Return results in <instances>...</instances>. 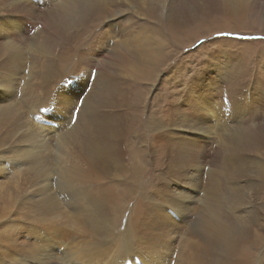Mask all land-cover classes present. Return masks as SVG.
<instances>
[{
    "label": "bare ground",
    "instance_id": "1",
    "mask_svg": "<svg viewBox=\"0 0 264 264\" xmlns=\"http://www.w3.org/2000/svg\"><path fill=\"white\" fill-rule=\"evenodd\" d=\"M213 1L212 12L213 10L224 11V16H227L228 19H232L231 24L233 22L237 28H247L245 25L249 23L251 25H256L257 22L259 23L258 25H262L259 20L261 18L255 16V19H252V14L250 15L251 18L246 14V11L248 10V0ZM156 2L161 4L162 1L46 0V3L50 4V7L45 10L50 23L49 32L47 35H37L38 43L35 47V51L39 53L38 62L42 68L39 73L36 74L31 62L21 65L22 71H26V73L29 74V78H27V82L24 85L22 97L17 103L9 101V103L1 106L0 115L7 114V118L2 119L3 121H7L8 118L9 121L11 119L16 120L21 116L28 115V113L33 118H38V123L35 125L33 123L34 128H38V132H34V129L32 130L27 124L25 126H28V129L26 128V134L24 135L26 137H19L18 139L19 143L17 146L19 144H26L27 148H13L9 150L10 152H13V155L15 153V159H18L21 156L28 161V155L31 154L32 160H29V163L36 164L26 172L30 177L22 178V182H29L33 179L38 181L47 180L45 184L46 188L41 193V196L38 195V199L43 202V205L49 213L56 212L58 205L61 204L58 202L54 195V191L51 189L57 186L59 192L63 196L64 206H66L71 212L77 211L76 214L78 215V219L88 227L86 233L88 236H91V238L85 239L83 233L82 235L79 234L82 237L81 240L68 241V235L61 229V227H64L62 226L64 219L60 221L54 220L53 218L48 224H44L41 227H37L31 222L19 226L18 221L16 220H3L0 226V229H2L0 234H3V236L0 235V264H143V260H146L143 259V255H138V247L135 245V239L138 234L136 235V232L133 230L132 223L131 225L125 224L122 228L116 230L113 223V220L127 209L128 201L137 199L133 196V194L137 192L133 179L129 178L130 190L124 185L119 187L118 183L98 186V183L101 184L104 181L101 177L91 175L88 172V167L86 172L89 174H85V169L81 168L72 167V169H68L67 166H70V164H62V160L65 159L62 154H59L58 156L59 165L57 164L52 172L51 170L50 172H47V167H45V169L41 168L40 170L41 162L38 161L39 157L42 158V160H45L46 152H44V150L49 151L50 156L52 147L49 149V146L47 145L48 140L45 137L46 134L44 135L45 131L48 132L49 128H46L44 123L41 122L43 120V113L36 110L43 111L50 107V90L54 83L57 82V76H53L54 73L67 74L79 71L78 73L80 76L81 74H87L88 79L90 80L92 68L102 67L115 74L130 77L136 84H139V81H142L144 78L153 81L156 75L155 72L162 61L163 53L167 52H162L163 47L168 46L165 45L168 41L166 42L164 38L163 42H157L159 35L162 34L161 28L167 30L171 36L170 40L175 42L176 45L181 44V41L178 38L175 39L176 30L179 29V22L176 19H178L179 16L174 17L175 15H163L164 11L161 15L159 10L161 11V8L164 7L160 6V8H158ZM202 2L204 3V1ZM37 3L38 1L36 0L30 4L20 7L18 6L17 10H23L24 8L35 10L34 4ZM250 3H252V1H250ZM182 8L183 7H180V9ZM128 10L135 15H133L135 17L134 21H132L133 19H129L130 15L129 17L126 16V11ZM138 12H143L144 17L141 16V19L138 18V15L136 16ZM123 14L126 18H124L125 16H122ZM223 14L221 15L223 16ZM193 21L194 24H192V27L195 25V22H197V26L200 25L196 30L194 29L195 34H198L199 30H205L207 32L205 35H208V32L212 29L220 28L219 30L221 31L229 29H224V27L229 24L227 19L219 21L217 24L210 27L205 25V21L200 17L199 20L193 19ZM103 25H105L106 28H103ZM182 25L183 23L180 25V29H182ZM78 26H81V28L76 36H74L73 43L75 44L70 46L68 55H64L65 49H62L59 54L49 57L43 64L41 57L47 58L46 55H48V48L45 46L46 44L44 41H47L48 43L51 36L56 35L65 47L69 41L66 31L78 29ZM136 27H139L138 31L136 30ZM230 30L234 31L235 29ZM191 31L192 30H190V32ZM139 33L144 36V44L143 41H138ZM87 37L88 41H85ZM200 37L201 36H198L196 39ZM134 38H136L137 41H135ZM194 41H192V44ZM21 42L22 37L15 35V37L10 38L4 43V48L0 49V52L5 54L0 61V70H6L8 65L14 67L12 61L18 60L21 56L19 48ZM154 42L159 45L160 49L158 52L153 51L149 47V45ZM57 47L58 49H61L60 43H57ZM71 76L73 77V74H71ZM3 77L4 85L6 86L9 83V80L6 75ZM224 77L225 76H223V78ZM35 78H39L40 80L34 84L33 87L31 86V81ZM77 80L78 78L76 77V81ZM222 83L224 85L220 87L219 94L216 95V97H218V101L216 100L217 110H215L214 107L212 109L218 119L217 126H215L216 124L214 125L215 132L208 130L206 127H201L199 130L189 131L183 139L184 142H188V145L185 147V149H188L201 143L199 141L203 139L199 134H205L206 132L209 137V140H207L209 150L204 153L202 152V148H196L193 151V156L188 160L192 165L195 163H201V172H203L204 164H207V159L209 158L208 161L211 160V167L205 168V176L208 181L206 183L207 186L203 188L204 192H202L204 198L202 200L198 198L201 211L197 209L196 204L198 202L191 205V207H194V210L195 208L197 210V215L195 217L193 216V218H196L197 225L192 228L191 232L194 231L202 240L201 243L195 244L197 245L196 248L200 247V251L196 252L194 258L199 261L197 264H250L249 262L254 263L257 256V250L264 243V224L262 223L261 218H259V214L261 215V212H264V113L261 112L260 114V111L257 112L255 110L253 113L250 112L251 114H248L245 117H238L236 122L233 121L232 123H229V125H226L227 123L222 116L223 112L224 114L226 112L225 108L229 107L232 109L233 107L231 111L234 112L235 107L239 108L243 101L245 104H251V106L258 102L260 107L264 109V82L261 83V81H257L256 90H251L248 85V87H245L246 84L241 82L235 84L233 82V77H225L222 80ZM90 85V91L84 96L85 100L83 97H80V100H82L83 103L80 106L76 123L72 124L68 118L67 123H70L72 126L67 128L61 127V130L58 129L59 131L55 133L57 135V137L56 135L54 136L56 137L55 147L57 148V151L70 149L72 134L74 135V140H76L78 137L88 133H102L103 128V133L110 131L114 134L122 129L117 127H110L107 129L103 126L102 121L96 114H99L101 108H122V106L113 107L109 105L122 104V102L126 100L124 97V93L126 92L125 88H121L118 84L99 85L96 78L91 80ZM40 87H42L41 92L36 89ZM77 88V92L80 91V87ZM248 88L251 90V93L248 92ZM32 91L34 93L31 95L30 93ZM77 92L73 94L69 93L70 95L75 96ZM199 93L196 92L187 103L192 110H187L186 112L189 114L200 115L203 119L205 117L204 115L207 114L212 107L208 109L210 104L208 105L202 97L203 95ZM57 96L58 95H56V97ZM170 96L171 95L168 97ZM166 97L167 96L164 97L163 94H158L157 98L154 96L150 101L151 105L148 106L150 113L148 114L147 119L149 118L153 130L154 126H159L162 125L163 122H168L171 111L179 112L180 109L183 110L182 106L179 107L183 101L177 102L179 105H176V108L171 109L169 107H164L163 105H166ZM41 98L43 99L39 102V99ZM51 98L53 102L57 104L55 106V109L57 110H68L69 108L72 110L73 105L77 103L68 101L67 98L60 96H58L57 100L56 98ZM194 98L197 99L196 103L194 102ZM7 99L8 98H5L4 101ZM136 100L144 102L135 107L137 114L142 115V113L145 112L144 107L146 106L144 94L141 96L140 92H138L136 94ZM18 104H20V106ZM152 107L155 109V112H151ZM49 113H51V110H49ZM229 113V111L226 112V114ZM156 114H162L163 118H158ZM2 120H0V128L2 126ZM252 120H256L257 123ZM45 121L56 124V121L52 119H45ZM220 125L222 127L218 129V133L217 128ZM20 129L21 128H18L17 122H15L12 134H18ZM64 129H67V131ZM166 129L167 127H160L156 130ZM214 136H223V138L219 140L220 145L216 143L215 148L214 145L216 141L214 140ZM76 143L78 142L76 141ZM3 145L4 142L0 136V156L6 154L1 150ZM109 145L110 141L108 139L101 138L100 142L96 144L93 149H88L84 152L85 158L91 163H100L101 168H104V165H107L110 161L107 154ZM36 146H38V148ZM232 149L235 153L233 152L230 157L227 153L229 151V154H231ZM31 151L32 153H30ZM38 151H42V155L40 154L39 157L37 155ZM203 158L204 160L202 161ZM2 161L5 160L3 159ZM37 167V174L35 175ZM4 169L6 168L4 167ZM4 169L0 168V170ZM8 169L9 171H7V173L9 172L13 174L14 167H9ZM19 169L20 168L17 170ZM104 170L107 171L108 174H112L109 170ZM115 170L125 171L123 168ZM51 173H54L56 177L49 179ZM138 173L139 168L137 166L132 173V176L137 177ZM212 177H214L215 180H213L214 178ZM252 191H254V193L248 195V192ZM259 191V196H257ZM129 196L132 197L129 200H126ZM192 196L195 197L194 195ZM256 202L259 203L257 209L253 207ZM222 203H224L223 206L221 205ZM179 204L180 201L177 200L176 205ZM139 206L140 203L136 200L134 207L137 212H139ZM140 214H143V212ZM68 218L75 220L73 215L68 216ZM81 231L84 232V230ZM190 237L188 239L182 238V240L189 241ZM165 239L169 238L167 237ZM197 240L195 239V241ZM194 243L191 242L192 246ZM150 244L152 245V243ZM187 244L189 245V243ZM154 248H156V246ZM166 254H168V252H166ZM172 255L174 256L173 253ZM257 264H264V254L263 257L258 260Z\"/></svg>",
    "mask_w": 264,
    "mask_h": 264
},
{
    "label": "rangeland",
    "instance_id": "2",
    "mask_svg": "<svg viewBox=\"0 0 264 264\" xmlns=\"http://www.w3.org/2000/svg\"><path fill=\"white\" fill-rule=\"evenodd\" d=\"M33 1L36 0H0V49L4 48V43L10 38L15 37V35L22 37V42L19 44L21 54L20 58L18 60L12 61L14 67L8 65L6 70H0V107L6 103H9V101H13L12 103H17L20 101V98L23 94L24 85L27 82V78H29V74H27L26 71H22L21 65L31 62L36 74H38L42 68L38 62L39 53L35 51V47L38 43L37 35H47L49 32L50 23L45 10L50 7V4H47L46 0H37L38 3L34 4L35 10L28 8L17 10L18 6L20 7L30 4ZM161 1L163 2H161V4L156 2L158 8H160V6L164 7L161 8V11L159 10V13L162 15V12L164 11L163 15H175L174 17L179 16L183 20L179 17V20L176 19L179 22L178 28L180 29V25L182 23L183 25L182 29L176 30L177 32L175 39L178 38L181 41V44L179 45H176L175 42L170 40L171 36L165 28H161L162 34L159 35L157 42H163L164 38L166 42L168 41L167 44H165L168 46L163 47L162 52H167L163 53L162 61L155 72L156 75L154 80L151 81L144 78L142 81H139V84H136L132 78L115 74L109 70L103 69L102 67L92 68L90 80L88 79L87 74H81L80 76L78 73L79 71L67 74L54 73L53 76H57V82L54 83L50 90V107L43 111L36 110L43 113V120L41 122L44 123L46 128H49L48 132L45 131L44 135L46 134L45 137L48 140L47 145L49 146V149L52 147V150L50 152V156L49 151L44 150V152H46L45 160H42V158L39 157L40 154L42 155V151H38L39 153L37 152V155L39 157L38 161L41 162L40 170L41 168L45 169V167H47V172H50V170L52 172L53 168H55L57 164L59 165L58 156L59 154H62L67 160H62V164H70V166H67L68 169H72V167L81 168L85 169V174L90 173L91 175L101 177L104 181L101 184L98 183V186L110 183H118L119 187L124 185L130 190L129 178H132L137 190L133 196H135L137 199L128 201L127 209L113 220L115 230L122 228L125 224L131 225L132 223L133 230L136 232V235L138 234L135 239V245L138 247V255H143V259H146L143 260V264H155V262L156 264H188V262L189 264H197L199 261H197V259L195 260L194 257L196 252L200 251V247L196 248L197 245L195 244L201 243L202 240L199 238L200 236H197L194 231L191 232L192 228L197 225L196 218H193V216L195 217L197 215V210L196 208L194 210V207H191V205L198 202L196 204L197 209L201 211L198 198L201 200L204 198L202 196V192H204L203 188L207 186L206 183L208 181L205 176V168L211 167V160L208 161V158L207 164H204V174L201 172V163H195L192 165L188 162V160L193 156V151L196 148H202V152L204 153L209 150V145L207 144L209 137L208 133L206 132L205 134H199L203 139L199 141L201 143L188 149H185V147L188 145V142H184L183 139L189 131L199 130L201 127H206L208 130L215 132L214 130L215 126H217L218 119L216 117L217 115L212 111V109L214 107V109L217 110L216 100L218 101V97H216V95L219 94L220 87L224 85L222 80L225 77H233V82L235 84L239 82L244 83L246 84L245 87L249 86L251 90H256L257 81H261V83L264 82V39H256L264 38V0H248V10L246 9L247 13H245L249 16L252 14V19H255V16L261 18L259 20L262 25H258V22L256 25H251L248 22L249 24L245 25L247 28H237L233 22L231 24L232 19H228L227 16L225 17V13L223 14L224 11L221 12L213 10L212 12V5L214 4L213 0H209L210 2L208 0H181L182 2L180 0ZM202 1H204V3ZM250 1H252V3H250ZM180 7L183 8L180 9ZM140 12H138L136 16L138 15L137 17L141 19V16L144 17V13ZM220 13L223 14V16ZM129 15L132 17L134 14L128 10L126 11V16L129 17ZM122 16L125 15L123 14ZM126 16L124 18H126ZM134 16L132 18L129 17V19H133L132 21H134ZM199 17L204 20L205 25L209 27L217 24L219 21L226 19L229 21L228 23L231 26L228 24V26L224 27V29H229L222 31L219 30L220 28L212 29V33L209 31L208 35H205L207 33L205 30H199V33L195 34V30L200 25L197 26V22H195L193 28V19L199 20ZM204 18L208 19L205 20ZM80 28L81 26H78V29L66 31L69 41L65 47L56 35L51 36L48 43L47 41H44L46 44L45 46L48 48V55H46L47 58L41 57L43 64L49 57L59 54L62 49H65L64 55H68L70 46L75 44L73 43L74 36H76ZM103 28H106V26L103 25ZM138 28L139 27H136L137 31L139 30ZM230 29L235 30L232 31ZM190 30H192V33ZM220 33H230L231 35H218ZM138 35V41H143L144 44L145 40L143 34L141 35L139 33ZM198 36L201 37L196 39ZM241 37H250L253 39H240ZM134 39L137 41L136 38ZM85 41H88V37L85 39ZM192 41H194L193 44ZM57 43H60L61 49H58ZM149 47L153 51L157 52L160 49L159 45H157L155 42L150 44ZM4 55L5 54L3 52H0V61ZM71 74H73V77ZM4 75H6L9 80V83L6 86L4 85ZM223 76L225 77L223 78ZM76 77L78 78L77 81ZM94 78L97 79L99 85L118 84L121 88H125L126 92L124 93V97L126 100L122 102V104L109 105L113 107L122 106V108H101L99 110V114L94 112L102 121L103 126L107 129L110 127L122 129L118 130L115 134L110 131L103 133L104 128L101 126L103 128L102 133H88L78 137L76 140H74V135L72 134L70 149L57 151V148L55 147V138L57 135L55 133L61 130V127L67 128L72 126L70 123H67L71 109H55L57 104L53 102L51 97L56 98L57 100L58 96H60L67 98L68 101L77 102L80 97L84 98V96L88 94L91 87L90 82ZM39 80V78L33 79L31 81V86L34 87V84L39 82ZM77 87H80V91L78 92ZM249 88L248 92L251 93ZM36 89L39 92L42 91V87ZM223 90L225 91L224 88ZM69 92L71 94L75 92L77 93L75 96H72ZM138 92H140L141 96L144 94L145 98V112L142 113V115H138L135 110V107L144 103L142 101L136 100V94ZM196 92H200L199 94L203 95L202 97L204 98L205 102L208 105L210 104L208 109L212 107L210 111L204 115L205 117L203 119L200 115L189 114L186 112L187 110H192L187 103ZM33 93L34 92L32 91L30 94L32 95ZM158 94H163L164 97L167 96L166 105H163L164 107H169L171 109L176 108V105H179L177 102L183 101V103L179 105V107L182 106L183 110L180 109L179 112L171 111L168 122H163L162 125L154 126L153 130L151 122H149V118L147 119V116L150 113L148 106L151 105L150 101L154 98V96L157 98ZM56 95L58 96L56 97ZM169 95L171 96L168 97ZM5 98H8L9 100L7 99L4 101ZM42 99L43 98L39 99V102ZM194 102L196 103L197 99L194 98ZM256 103L257 104H252L251 106V104H245L243 101V106L241 105L239 108L235 107L234 112L231 111L233 107L232 109L229 107L225 108L226 112L229 111L230 113L226 114L225 112V115L223 112L222 118L227 123L224 124L229 125V123H232L233 121L236 122L238 117H245L246 115L251 114L250 112L253 113L255 110L257 112L260 111V114L261 112L264 113V109L260 107L258 102ZM18 105L20 106V104ZM49 110H51V113H49ZM151 112H155L153 107L151 108ZM156 116L160 119L163 118L162 114H156ZM4 118H7L6 113L0 115V120ZM36 118H33L28 113V115L21 116L16 120L11 119L9 121L8 118L7 121H1L2 126L0 128V136L4 142L3 148H1V150H3L6 154L0 156V168L4 169L5 167L6 169L0 170V226L1 222L7 219L18 221L19 226H23L31 222L37 227L48 224L53 218L54 220L60 221L64 219V223L62 224L64 227H61V229L65 234L68 235V241L81 240L82 237L80 235L83 233L85 235V239H89L91 236H88L86 233L88 227L78 219V215L76 214L77 211L71 212L66 208V206H64L63 196L59 192L57 186L51 189L54 191L56 199L61 204L58 205L56 212L49 213L43 205V202L38 199V195L41 196V193L46 188L45 184L47 180L38 181L33 179L29 182H22V178L30 177L26 172L36 164L29 163V160H32L31 154L28 155V161L21 156L20 158L15 159V153L13 155V152H10L9 150L13 148H27L26 144H19L17 146L19 143L18 139L19 137H26L24 135L26 134V128L28 129V126H25L27 124L32 130L34 129V132H38V128H34V125L39 121L38 118ZM44 118L48 120L52 119L56 121V124L45 121ZM252 121L257 123L256 120ZM15 122L18 124V128H21L18 132L19 135L16 133L12 134ZM160 127H167V129L156 130ZM220 127L222 126L220 125L217 128V132L219 131L218 129ZM64 130L67 131V129ZM55 135L56 137H54ZM101 138H106L110 141L107 153L110 161L107 165H104V168H101L100 163H91L85 158L84 154L86 150L93 149V147L100 142ZM222 138L223 136L215 137L214 140L216 142L214 148L216 143L220 145L219 140ZM76 141L78 143H76ZM36 147L38 148V146ZM231 152V154H229V151L227 153L230 157L233 152L235 153V151L232 149ZM30 153H32V151ZM3 159L5 161H2ZM203 160L204 158L202 161ZM137 166L139 168V173L137 177H133L132 173L135 171ZM9 167H14L13 174L9 172L7 173V171H9ZM17 167L20 169L17 170ZM87 167L89 173L86 172ZM120 168H123L125 171L115 170ZM37 169L38 167L35 170V175L37 174ZM104 169L109 170L112 172V174H108ZM55 177V174L51 173L49 179ZM213 180H215V178ZM253 193L254 191L248 192V195ZM259 193L260 191L257 193V196H259ZM131 197L132 196H129L126 200H129ZM136 200H138L140 203L139 212H137L134 207ZM177 200L180 201L179 205H176ZM223 204L224 203L221 205L223 206ZM258 205L259 203L256 202L253 207L257 209ZM142 212L143 214H140ZM72 215L75 217V220L68 218V216ZM259 218H261L262 223L264 224V212H261V215L259 214ZM1 230L2 229H0V231ZM81 230H84V232ZM1 236H3V234ZM190 236L192 237V240ZM167 237L169 239H165ZM189 237L190 240H186L188 242L182 240V238L188 239ZM194 238L198 240L195 241ZM190 241L192 243L195 242L193 246ZM150 243H152V245ZM187 243H189V245ZM155 246L156 248H154ZM166 252H168V254H166ZM171 252L174 254V256ZM263 254L264 243L257 250V256L254 263H249L257 264L258 260L263 257Z\"/></svg>",
    "mask_w": 264,
    "mask_h": 264
},
{
    "label": "snow or ice",
    "instance_id": "3",
    "mask_svg": "<svg viewBox=\"0 0 264 264\" xmlns=\"http://www.w3.org/2000/svg\"><path fill=\"white\" fill-rule=\"evenodd\" d=\"M218 35H224V36H230V33H220ZM240 39H253L250 37H241ZM256 39H264V38H256ZM83 101L78 99L77 103L73 105L72 110H71V114L69 117V120L72 124L76 123V120L78 118V114H79V110H80V106L82 105Z\"/></svg>",
    "mask_w": 264,
    "mask_h": 264
}]
</instances>
